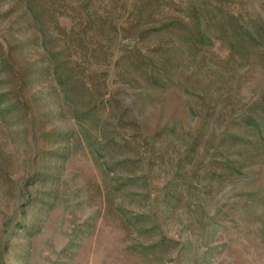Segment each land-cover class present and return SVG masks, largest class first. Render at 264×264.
Wrapping results in <instances>:
<instances>
[{"label":"rangeland","instance_id":"1","mask_svg":"<svg viewBox=\"0 0 264 264\" xmlns=\"http://www.w3.org/2000/svg\"><path fill=\"white\" fill-rule=\"evenodd\" d=\"M0 264H264V0H0Z\"/></svg>","mask_w":264,"mask_h":264}]
</instances>
